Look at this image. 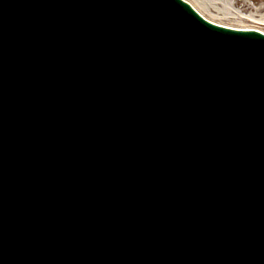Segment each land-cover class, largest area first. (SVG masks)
Returning <instances> with one entry per match:
<instances>
[{
    "label": "water",
    "instance_id": "water-1",
    "mask_svg": "<svg viewBox=\"0 0 264 264\" xmlns=\"http://www.w3.org/2000/svg\"><path fill=\"white\" fill-rule=\"evenodd\" d=\"M0 264H264V33L0 0Z\"/></svg>",
    "mask_w": 264,
    "mask_h": 264
},
{
    "label": "rangeland",
    "instance_id": "rangeland-1",
    "mask_svg": "<svg viewBox=\"0 0 264 264\" xmlns=\"http://www.w3.org/2000/svg\"><path fill=\"white\" fill-rule=\"evenodd\" d=\"M187 1L205 17L219 24L264 32V0H226L228 4L225 7H221L215 1L213 3H204L202 0Z\"/></svg>",
    "mask_w": 264,
    "mask_h": 264
},
{
    "label": "bare ground",
    "instance_id": "bare-ground-1",
    "mask_svg": "<svg viewBox=\"0 0 264 264\" xmlns=\"http://www.w3.org/2000/svg\"><path fill=\"white\" fill-rule=\"evenodd\" d=\"M204 3H213V1H215V3L220 4V6H226L228 3H226V0H202ZM254 21H256V19H253ZM259 21V20H258ZM262 21V20H261Z\"/></svg>",
    "mask_w": 264,
    "mask_h": 264
}]
</instances>
